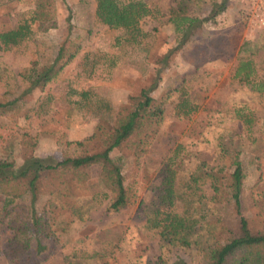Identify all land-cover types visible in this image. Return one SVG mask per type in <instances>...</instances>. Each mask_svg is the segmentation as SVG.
<instances>
[{
	"label": "rangeland",
	"instance_id": "rangeland-1",
	"mask_svg": "<svg viewBox=\"0 0 264 264\" xmlns=\"http://www.w3.org/2000/svg\"><path fill=\"white\" fill-rule=\"evenodd\" d=\"M144 1L155 12L141 20V29L149 34L139 44L118 43L124 31L96 19L95 0H56L55 28L42 32L34 26L31 39L0 47V100L17 99L12 110L0 113L1 159L19 165L29 153L63 159L81 152L70 142L84 140L101 120L112 121L128 96L150 83L159 59L175 45L167 19L181 0ZM213 1L221 0H189L183 5L192 15L202 17L209 15L208 5ZM34 4L35 0H0V29L12 28L28 17ZM251 10L249 0H227L226 9L207 26L229 29L240 25L241 39L256 45L253 63L256 75L263 77L264 13L257 17ZM68 41L79 46L75 57L43 89L22 96L19 74L33 60L40 64L52 61L59 46ZM181 54H171L170 66L152 92L161 102L163 121L149 149L138 157L112 154L132 186V202L118 211L108 209L109 197L98 182V166L91 167L86 189L61 198L41 195L38 207L44 210L53 238L46 258L38 264H146L160 255L166 262L203 264L201 247L168 245L160 230L145 220L144 209L154 198L153 185L159 182L160 170L169 158L176 169V189L183 194L191 173L204 168L230 171L237 154L245 173L243 213L251 220L264 213V92L252 91L233 77L237 49L196 70ZM83 90L89 93L86 100L77 94ZM184 98L196 106L189 115L177 111ZM238 109L253 117L251 130L236 116ZM24 136L35 141L33 149L24 148ZM209 184L207 179L199 182L206 198ZM185 198L192 199L187 194ZM2 200L0 195V205ZM27 201L22 198L14 203ZM203 201L207 219L219 215L233 222L228 219V207ZM185 207L186 202L177 201L173 212L182 215ZM204 226L200 220L195 232H206ZM2 239L0 235V264H16L6 256Z\"/></svg>",
	"mask_w": 264,
	"mask_h": 264
},
{
	"label": "trees",
	"instance_id": "trees-1",
	"mask_svg": "<svg viewBox=\"0 0 264 264\" xmlns=\"http://www.w3.org/2000/svg\"><path fill=\"white\" fill-rule=\"evenodd\" d=\"M181 0L169 12L168 21L175 33V45L159 59V67L150 78V83L140 88L138 93L128 96V100L118 108L112 121L101 120L91 135L84 140L70 142L81 152L63 159L38 157L25 154L23 162L0 158V222L4 252L16 264H38L49 251L52 231L44 210H39L41 195L61 198L86 189L92 166H98V182L105 196L109 197L108 209L118 211L133 200L132 186L123 174L122 165L114 152L138 157L145 153L158 135L163 121L161 102L152 92L158 87L162 73L170 66L171 54L180 51L186 63L196 70L200 65L230 55L235 49L237 63L233 77L244 83L252 91L264 92V76L256 75L252 56L256 45L241 39L240 25L229 29L209 28L207 22L226 9L227 0L211 2L209 15H192ZM96 19L112 28H119L124 35L120 41L139 44L148 36L140 27L143 18L155 11L144 0H95ZM57 25L56 0H35L31 14L22 18L9 29H0V47L9 48L31 39L36 30L45 32ZM74 41L62 43L52 61L40 64L37 60L19 74L25 96L35 89H43L55 79L78 52ZM86 100L88 91L77 93ZM17 99L0 100V113L12 110ZM75 103H78L75 101ZM103 104V103H102ZM105 108L110 110L105 102ZM196 109L187 99L177 105V111L189 115ZM248 131L253 117L242 110H236ZM22 145L33 149L35 141L24 136ZM232 169L223 173L213 168H204L191 173L185 184V192L177 191L176 169L169 158L160 170L159 182L153 185L154 198L144 209L147 224L160 230L163 241L168 245L192 248L201 247L203 264H264V213L251 220L243 213L242 193L245 173L243 163L236 154ZM209 180L208 198L199 186L201 180ZM185 194L192 199L186 200ZM25 198L24 203H14ZM204 199L210 203L226 206L231 210L229 220L216 215L206 218ZM177 201L186 202L182 215L173 212ZM205 210V211H204ZM202 212V213H201ZM196 213L198 217L196 218ZM205 213V214H204ZM231 218V219H230ZM200 220L205 222L206 232H195ZM53 238V237H52ZM146 264H183L174 260L166 262L163 256Z\"/></svg>",
	"mask_w": 264,
	"mask_h": 264
},
{
	"label": "built area",
	"instance_id": "built-area-1",
	"mask_svg": "<svg viewBox=\"0 0 264 264\" xmlns=\"http://www.w3.org/2000/svg\"><path fill=\"white\" fill-rule=\"evenodd\" d=\"M252 5V14L260 17L264 13V0H249Z\"/></svg>",
	"mask_w": 264,
	"mask_h": 264
}]
</instances>
